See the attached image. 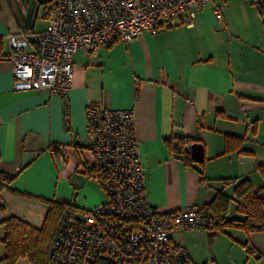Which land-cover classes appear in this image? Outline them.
I'll return each instance as SVG.
<instances>
[{
    "label": "crops",
    "instance_id": "crops-1",
    "mask_svg": "<svg viewBox=\"0 0 264 264\" xmlns=\"http://www.w3.org/2000/svg\"><path fill=\"white\" fill-rule=\"evenodd\" d=\"M50 6L51 0H0V173L15 176L1 181L0 223L16 217L40 228L48 206L39 198L66 203L76 216L106 201L88 175L91 106L133 111L145 194L162 214L203 208L219 190L232 196L234 185L224 180L264 185L257 170L264 167V20L251 0H211L192 26L175 19L154 36L102 45L98 56L77 52L65 98L13 88L8 36L44 31ZM227 136L242 138L249 153H225ZM176 138L201 140L194 144L203 146V162L192 159L193 168L172 156L165 141ZM200 231L172 233L195 263L203 258L197 241H206L210 260L200 264H217L220 237L239 256L233 264L264 263V233L248 237L232 228L211 241ZM4 254L0 245V259Z\"/></svg>",
    "mask_w": 264,
    "mask_h": 264
},
{
    "label": "built area",
    "instance_id": "built-area-1",
    "mask_svg": "<svg viewBox=\"0 0 264 264\" xmlns=\"http://www.w3.org/2000/svg\"><path fill=\"white\" fill-rule=\"evenodd\" d=\"M211 0H51L44 31L8 36L15 91L46 89L65 98L77 52L98 56L102 45L127 44L159 26L185 18L192 26ZM264 20V0H251ZM216 15L220 14L216 11ZM90 151L88 175L106 201L76 216L67 212L50 249L49 264H197L176 231H212L218 219L203 208L162 214L149 204L145 169L132 110L91 106L87 110ZM188 143L187 148L191 149Z\"/></svg>",
    "mask_w": 264,
    "mask_h": 264
},
{
    "label": "trees",
    "instance_id": "trees-1",
    "mask_svg": "<svg viewBox=\"0 0 264 264\" xmlns=\"http://www.w3.org/2000/svg\"><path fill=\"white\" fill-rule=\"evenodd\" d=\"M201 140H189L185 138L168 139L165 141L169 152L176 159L188 167H195L191 158V151L187 144L199 143ZM249 153L243 150V139L236 136H227L225 153L231 151ZM196 168V167H195ZM258 172L264 177V167L258 166ZM15 176L8 177L0 173V188H5L1 181L11 183ZM204 182V178L200 179ZM206 182H208L206 180ZM225 186H233L232 196L227 195L223 190L216 192L213 200L203 209L218 219L217 227L208 232L209 240L225 233L227 229H238L248 237L256 233H264V185L254 188L248 179L224 180ZM17 194L15 191H11ZM48 206L43 224L40 228H34L25 221L10 217L3 220L0 225L4 227V235L0 237V245H3L5 254L0 259V264H16L18 260L27 258L31 264H49L50 247L54 240L61 221L67 212H73L66 203H57L39 198ZM2 210L4 208L2 207ZM232 213L234 215H232ZM249 253L252 249L248 242L243 244ZM96 264H110L99 260Z\"/></svg>",
    "mask_w": 264,
    "mask_h": 264
},
{
    "label": "rangeland",
    "instance_id": "rangeland-1",
    "mask_svg": "<svg viewBox=\"0 0 264 264\" xmlns=\"http://www.w3.org/2000/svg\"><path fill=\"white\" fill-rule=\"evenodd\" d=\"M0 205H1V207H0L1 213H3L4 210H2V206H4V205L1 203H0ZM1 219H2V216H1ZM1 222H2V220H1ZM201 231H204V230H201ZM1 234H2V230H1ZM197 242H198L197 249L199 250V247H200V249H202V254H203L202 260L198 262V264H200L207 259L210 260V258H208L209 247H208V244H206V241H203V243H201L200 241H197ZM228 247H229V244L227 243L226 239L223 237H220L219 241L215 247V250H214V254H215L216 259H217V264H233V259L239 261V256H238L237 252L231 251ZM1 257H2V255H1ZM22 259H25V258H22ZM22 259H20L18 261V263H16V264H29L26 260H22ZM263 262H264V259H263ZM240 264H242V263H240ZM248 264H264V263L250 262Z\"/></svg>",
    "mask_w": 264,
    "mask_h": 264
},
{
    "label": "water",
    "instance_id": "water-1",
    "mask_svg": "<svg viewBox=\"0 0 264 264\" xmlns=\"http://www.w3.org/2000/svg\"><path fill=\"white\" fill-rule=\"evenodd\" d=\"M191 158L196 162V163H202L203 162V146L200 144H193L191 147Z\"/></svg>",
    "mask_w": 264,
    "mask_h": 264
}]
</instances>
